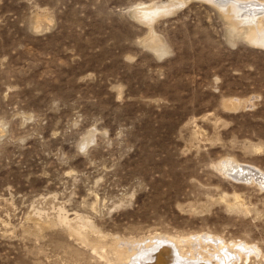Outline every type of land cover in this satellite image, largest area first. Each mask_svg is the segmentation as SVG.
I'll list each match as a JSON object with an SVG mask.
<instances>
[{
    "label": "rangeland",
    "instance_id": "rangeland-1",
    "mask_svg": "<svg viewBox=\"0 0 264 264\" xmlns=\"http://www.w3.org/2000/svg\"><path fill=\"white\" fill-rule=\"evenodd\" d=\"M167 1L0 0V264H264V46Z\"/></svg>",
    "mask_w": 264,
    "mask_h": 264
},
{
    "label": "bare ground",
    "instance_id": "bare-ground-1",
    "mask_svg": "<svg viewBox=\"0 0 264 264\" xmlns=\"http://www.w3.org/2000/svg\"><path fill=\"white\" fill-rule=\"evenodd\" d=\"M206 1L220 6L221 10H223L226 13L227 17L233 22V25H237L238 23L241 24L242 22L248 24V27H247L248 30L246 31V35L248 37H250L251 39L255 40L258 44L264 46V28L262 27L263 25H261V21H260V17L261 18L264 17V9H263L264 8V1L263 2L259 1V0H206ZM184 3H187V2H184V0H171V1H167V2H161V3L140 4V5L136 6L133 10L138 15L137 18H139V20L143 21L147 25H151V24H153V21L156 20V18H158V17L160 18L163 16L170 15L171 13H173L177 9V7L180 4H184ZM247 8H250V9H247ZM242 10H244L246 12V14H245L246 16L241 14ZM247 12H257V13H255V17H253V16L250 17V16H248L249 14L247 15ZM250 38H248V39H250ZM151 46L156 50L157 49L160 51L162 50V46L159 44V41L156 39H152ZM228 168H229V171L231 172L232 177H234L235 179H238V180L241 179V181H242V179L257 180L260 184H264V173L262 171H260L258 168H255V167H252V166H249L246 164L241 165L238 163L234 164V165H229ZM77 231H79V230H77ZM77 231L75 230V232H77ZM200 238L194 240V244H196V246H199V245L201 246L200 243L202 240ZM153 242H156L157 244L153 245ZM149 243L150 244H148V245L151 246L150 248H152V246H153V249H151V250L148 249V250H144V251L142 250V253L140 254L141 257H143V256L149 257L150 256L154 260H159L158 258L161 257V252L156 250V249L163 248V250H167L168 252L171 249L176 250V255L179 256V259L181 260V258H183L181 253L178 251V247L175 245L176 243L171 239L165 238V236L163 238H156L155 240H152ZM148 245H146V246H148ZM139 248H140V246H139ZM198 252H199V250L197 251V249H196L195 252L193 253V257L194 256L197 257L199 255ZM124 253H127V252L124 251ZM186 257L188 259H186V261L184 260L185 261L184 264H196V263H198V261H200V260H196V262L193 261L192 260L193 258L191 259L189 255H187ZM184 258H185V256H184ZM171 259L172 258H170V255H168L166 258H164V261H162V263L170 264Z\"/></svg>",
    "mask_w": 264,
    "mask_h": 264
}]
</instances>
